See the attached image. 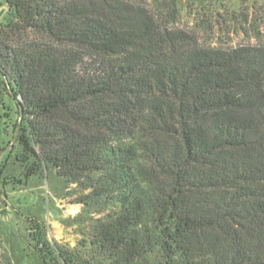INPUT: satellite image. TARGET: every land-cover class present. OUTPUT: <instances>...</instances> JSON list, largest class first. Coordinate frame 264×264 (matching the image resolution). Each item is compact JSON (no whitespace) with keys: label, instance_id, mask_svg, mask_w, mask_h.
Listing matches in <instances>:
<instances>
[{"label":"trees","instance_id":"16d2710c","mask_svg":"<svg viewBox=\"0 0 264 264\" xmlns=\"http://www.w3.org/2000/svg\"><path fill=\"white\" fill-rule=\"evenodd\" d=\"M182 0H7L0 86L34 158L118 209L111 264H264V44L207 45ZM44 264H85L30 220Z\"/></svg>","mask_w":264,"mask_h":264},{"label":"rangeland","instance_id":"374dc122","mask_svg":"<svg viewBox=\"0 0 264 264\" xmlns=\"http://www.w3.org/2000/svg\"><path fill=\"white\" fill-rule=\"evenodd\" d=\"M10 17L7 0H0V28ZM175 26L212 46L264 44V0H182ZM17 97L0 86V264H44L30 237V220L41 223L45 238L69 249L85 264H111L93 243L97 226L118 209L102 198L79 202L88 191L69 182L54 167L34 158L22 161L20 143L25 124ZM51 264H64L58 258ZM146 264H167L160 248Z\"/></svg>","mask_w":264,"mask_h":264}]
</instances>
